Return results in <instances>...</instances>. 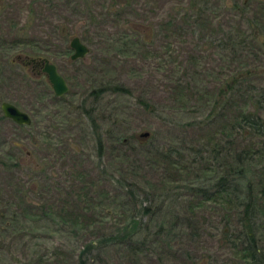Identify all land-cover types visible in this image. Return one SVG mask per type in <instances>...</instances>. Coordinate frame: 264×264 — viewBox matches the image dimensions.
<instances>
[{"label": "rangeland", "instance_id": "374dc122", "mask_svg": "<svg viewBox=\"0 0 264 264\" xmlns=\"http://www.w3.org/2000/svg\"><path fill=\"white\" fill-rule=\"evenodd\" d=\"M0 4V100L30 117L0 121V264H258L243 250L240 204L214 186L236 176L235 151L263 139L230 125L241 110L264 115L252 54L264 0ZM72 34L83 57H68ZM33 55L65 79L61 98L24 69ZM235 71L243 95L226 94L229 105L219 90ZM245 169L256 183L264 157Z\"/></svg>", "mask_w": 264, "mask_h": 264}, {"label": "trees", "instance_id": "16d2710c", "mask_svg": "<svg viewBox=\"0 0 264 264\" xmlns=\"http://www.w3.org/2000/svg\"><path fill=\"white\" fill-rule=\"evenodd\" d=\"M256 37L258 38L260 36L258 35L255 36V38ZM227 40L226 38V41L223 39L219 42L222 46H229L227 45ZM258 40L260 41L261 38ZM230 50L232 56H234L236 54L235 48L232 46ZM248 74L251 75L250 72H248ZM231 78L233 80L237 78L236 80L239 81L244 78V73L235 71ZM231 78L228 81L225 79V84L219 90L223 97H226V94L228 95L227 88L231 86L229 85ZM104 88H106V86L102 85L98 88L91 89L90 94L96 99ZM111 89L115 91H124L126 88L123 85L114 84L111 86ZM252 89L253 87L251 84L247 83L246 91H253ZM235 91H237L238 96L243 95V91L239 89ZM228 97L231 98V95H228ZM230 98H225L229 105L232 104ZM259 98L261 99H258V101L254 98V106L257 110H262L264 112V109H262L264 108V90H260ZM259 107L261 109H259ZM234 117L230 125L232 129L237 128V130L244 131L242 133L247 136L250 135V137L261 135L263 139L260 140L259 145L253 143V141H249L245 146L233 153V163L230 165V171L232 172L231 175L236 174V176H231L228 180L227 176L219 175L215 181V193L222 194L224 197H230L231 195V197L236 199L237 203L240 204L237 218L241 225L239 234L244 235L246 239L244 240L243 250L246 249L247 253L245 254L250 257L254 263L264 264V237L261 243H259L261 240L257 238V232L260 230L261 226L260 222L264 221V175L260 174L256 183H252V180L248 179L243 181V174L245 173L247 164L254 162L257 158L260 159V157H264V115H262L260 111H250L248 109V111H239ZM162 154L168 156L167 149L163 151ZM209 194H211V192ZM79 264H85L84 260L80 259Z\"/></svg>", "mask_w": 264, "mask_h": 264}, {"label": "water", "instance_id": "95a60500", "mask_svg": "<svg viewBox=\"0 0 264 264\" xmlns=\"http://www.w3.org/2000/svg\"><path fill=\"white\" fill-rule=\"evenodd\" d=\"M69 48L72 49L69 54L70 59L83 57L88 52L87 45L79 38L77 34H72L69 37ZM43 60L41 70L44 73L47 82L49 83L54 95H61L67 91V83L63 76L57 71L56 66L46 57H39ZM36 57V58H37ZM2 113L11 118L16 123L28 124L30 122L29 115L19 109L17 106L8 101H2L0 104ZM147 132H141L140 135H146Z\"/></svg>", "mask_w": 264, "mask_h": 264}, {"label": "flooded vegetation", "instance_id": "af4514ba", "mask_svg": "<svg viewBox=\"0 0 264 264\" xmlns=\"http://www.w3.org/2000/svg\"><path fill=\"white\" fill-rule=\"evenodd\" d=\"M1 5V4H0ZM61 28V27H60ZM62 32H65V29L64 28H61L60 29ZM258 28H256V27H254V29H250V31H249V37H250V40L251 41H254L255 40V36H258ZM264 32V31H263ZM68 42H69V40H68ZM261 44H262V46H256L257 48L255 49V51H253V57L256 59V58H258V61L259 62H261V65L259 66L258 64H254L253 66V68H260L259 69V71H256V72H258L260 75H258V77H261V79H264V37L263 38H261V40L259 41ZM218 44L220 45V46H222L221 44H220V42H218ZM88 47V46H87ZM235 48V47H234ZM67 49L68 50H70V52H69V54L71 53V51H72V49L71 48H69V46H67ZM235 50H236V54H237V48H235ZM37 56H42V55H33V56H30V57H28V58H26V59H24V58H22L21 59V64L23 65V67H24V69L26 68H28V70H29V74H30V77H32V78H35V77H37V76H40V75H43L44 77H45V75H44V73L42 72V70H41V67H42V63H43V60H41L40 58H38ZM37 57V58H36ZM69 57V56H68ZM19 58H20V56L19 55H16V56H14V57H11V61H18L19 60ZM20 62V61H19ZM256 72H252L251 73V75L253 74L254 76H256V74H258V73H256ZM231 74H232V72H231ZM250 76V75H249ZM45 79H46V77H45ZM237 78H235V80H233L232 78H231V81H230V84L229 85H231L230 86V88H227V93H228V95H232V93H234V91L237 89V86H238V80H236ZM47 81V80H46ZM48 83V82H47ZM49 84V83H48ZM50 86V85H49ZM251 86L253 87V89H255V88H257L256 86H255V88H254V84L252 85L251 84ZM258 88H259V91L260 90H264V86H260V85H258ZM50 89H51V87H50ZM252 89V90H253ZM52 91V90H51ZM53 93V92H52ZM64 94V93H63ZM53 97H55V98H57V99H59V98H61L62 97V94L61 95H54L53 94ZM2 101H7V100H0V104H1V102ZM9 102V101H8ZM13 104V103H12ZM259 109H261L260 107H259ZM262 109H264V108H262ZM1 120H7V121H10V122H12V123H15V124H17L18 126H22V125H27V124H24V123H16L15 121H13L11 118H9V117H7V116H5L3 113H2V110H1V107H0V121ZM30 123V122H29ZM28 123V124H29ZM8 155H10V152L9 151H7L6 152V156L7 157H9Z\"/></svg>", "mask_w": 264, "mask_h": 264}]
</instances>
